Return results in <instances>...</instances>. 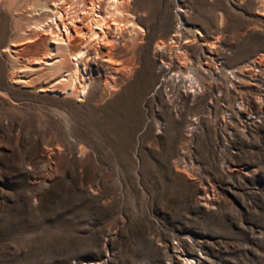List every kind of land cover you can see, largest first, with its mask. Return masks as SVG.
<instances>
[{"label": "rangeland", "instance_id": "obj_1", "mask_svg": "<svg viewBox=\"0 0 264 264\" xmlns=\"http://www.w3.org/2000/svg\"><path fill=\"white\" fill-rule=\"evenodd\" d=\"M261 4L262 21L229 43L178 17L179 45L136 40L135 74L114 84L124 19L102 22L101 44L81 14L57 52L36 27L107 0H0V264H264V118L246 120L256 90L219 73L264 64ZM81 48L85 91L62 94ZM169 52L197 94L157 87Z\"/></svg>", "mask_w": 264, "mask_h": 264}, {"label": "crops", "instance_id": "obj_2", "mask_svg": "<svg viewBox=\"0 0 264 264\" xmlns=\"http://www.w3.org/2000/svg\"><path fill=\"white\" fill-rule=\"evenodd\" d=\"M120 4L127 14L123 13L119 19H124L127 24L132 22L134 28L130 27V24L126 26V30L122 32L126 44L116 47L111 53L115 60V74L111 81L114 84L125 83L134 76L136 40L166 42L176 19L180 16L184 19L188 17L186 24L200 27L203 33H206L205 27L209 25L212 27L209 32L211 36L220 33L228 43L236 40L238 34L242 37L249 30L248 26L263 19L262 15H259L263 14L261 0H223L222 5H217L216 0H125ZM127 17L130 19H126ZM206 18L209 19L208 22ZM243 27H247L246 30H243ZM252 54L253 52H250L248 56L234 62L239 63L241 59Z\"/></svg>", "mask_w": 264, "mask_h": 264}, {"label": "bare ground", "instance_id": "obj_3", "mask_svg": "<svg viewBox=\"0 0 264 264\" xmlns=\"http://www.w3.org/2000/svg\"><path fill=\"white\" fill-rule=\"evenodd\" d=\"M95 1H97V0H95ZM120 1H122V0H120ZM120 1L119 0H107V3L109 4L110 8L108 10L106 9L107 11H104L103 13H98V11L96 10V9H98L97 5H93V7L91 6V8L89 6H87V8H86L87 11L86 10H82L81 13H77L74 10H71L72 9L71 6H68V9H66L65 12H58V11L54 12L53 10H50L51 13L53 12L52 17H50L49 20L46 23L45 22L39 23L36 27H37V29H44L45 28L47 31H49L48 33L50 35V41L53 43L54 52H57V50L66 48L67 41L69 40V36L73 32L72 26L76 25L75 24L76 21H77L76 18H78V20H79V18H80L79 16L81 14L88 13L89 22L91 24V27H90L91 29L89 28V30L86 33L89 36V40H99V42L101 41V44L107 43V40H105L106 39L105 38L106 37V34H105L106 32L103 29L102 22L105 19H107V18L109 19V17H111V16H114V17L117 16V17L120 18L123 15L124 12L117 11V8H116L117 4L120 5ZM59 5H60V3H59ZM128 18L129 17H127L126 19H128ZM128 22H129V20H128ZM128 24H130V27H133L132 22L128 23ZM111 25H112V27L115 25V27H113V29H114V28H118L117 26H119L121 24H119V22H115L114 21L113 23H111ZM119 31H121V30H119ZM56 54L57 53H52V54L48 55L47 57H45L44 58L45 61H44L43 64L45 66H47V67L48 66H53L54 64H56L55 63V62H57V55ZM86 56L87 55H86V52H85L84 48L82 50L78 51V52H75V53L71 54V62L73 64L72 65V72L70 74H68V75H64L61 78V81L62 80L63 81L67 80V83H68L67 87L64 89V91L61 92L62 94H67V93L68 94L69 93L72 94V92L74 90H76V96L80 97V96L83 95V93L85 91L86 80H85V73L83 71V67L82 66L84 64L83 63L84 62V57H86ZM105 59H107V58H105ZM107 60L110 63H113V61H111V59H107ZM75 79H77V81ZM76 83L78 84V87L76 86ZM77 99H78V97H77ZM207 197L204 198V199L208 203V201H209L208 198L209 197L208 198ZM205 200H204V202H205ZM189 262H191V261H189Z\"/></svg>", "mask_w": 264, "mask_h": 264}, {"label": "built area", "instance_id": "obj_4", "mask_svg": "<svg viewBox=\"0 0 264 264\" xmlns=\"http://www.w3.org/2000/svg\"><path fill=\"white\" fill-rule=\"evenodd\" d=\"M182 23L178 20L174 25V31H172L169 35V39L167 42L174 43L178 46L181 41L180 31L182 29ZM179 51V50H178ZM173 52L167 53L166 61L160 62L158 65V70H162L165 75L164 78H160L157 87L160 85L165 87L166 90L173 86H177L180 88L182 92L190 93L191 95L197 94L200 90V86L192 76H180L178 71H173ZM220 64L219 61L216 63ZM240 65L223 68L220 67L218 71L217 68H214L216 72L221 74V80H223V86L226 88H232L235 84H242L253 87L256 90V94L253 97V101L256 105L255 112L251 113L248 111L246 113V120L249 122H259L260 119L264 118V64H257L252 59L243 63L244 67H248L249 71H244L240 67ZM166 83V84H165ZM237 106V104H235ZM238 107V106H237ZM242 107V106H241ZM230 118L229 113H225L221 116V121L225 123ZM195 121V118L190 119V125H192ZM191 130V127L188 128Z\"/></svg>", "mask_w": 264, "mask_h": 264}]
</instances>
